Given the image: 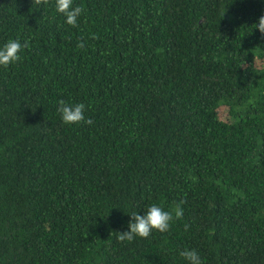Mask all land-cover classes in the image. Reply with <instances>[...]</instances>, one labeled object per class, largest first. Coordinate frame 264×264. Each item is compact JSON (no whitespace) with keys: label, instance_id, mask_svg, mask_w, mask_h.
<instances>
[{"label":"trees","instance_id":"obj_1","mask_svg":"<svg viewBox=\"0 0 264 264\" xmlns=\"http://www.w3.org/2000/svg\"><path fill=\"white\" fill-rule=\"evenodd\" d=\"M75 6L0 0V264H264V0ZM152 204L168 231L120 241Z\"/></svg>","mask_w":264,"mask_h":264},{"label":"clouds","instance_id":"obj_2","mask_svg":"<svg viewBox=\"0 0 264 264\" xmlns=\"http://www.w3.org/2000/svg\"><path fill=\"white\" fill-rule=\"evenodd\" d=\"M37 5L41 3H48V0H33ZM56 11L63 14L66 18V23L77 26V18L84 11L82 7H73V0H55ZM253 27L258 29L260 34L264 36V14L258 17L257 22ZM28 47V42L25 41L22 45L18 39H9L0 47V66L7 67L8 65L20 60V51L22 48ZM77 47H84L83 43H78ZM57 112L61 115V120L65 124H91L92 120L85 117V105L77 103L74 105L66 104L63 100L58 101ZM175 217L181 218L182 208L177 206L174 210ZM131 219L128 223V230L119 232L118 239L120 241H132L135 237L147 238L153 230L159 232H166L169 229L170 221L173 215L169 211L163 210L160 206L152 204L147 206L143 215L133 212L130 215ZM187 228V226H185ZM189 264H201V258L194 249H185L180 252Z\"/></svg>","mask_w":264,"mask_h":264}]
</instances>
